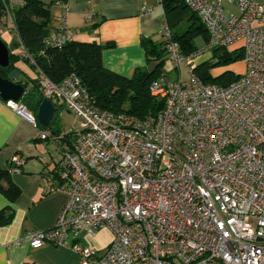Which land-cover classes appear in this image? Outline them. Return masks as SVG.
I'll use <instances>...</instances> for the list:
<instances>
[{
  "label": "built area",
  "instance_id": "2783aa9c",
  "mask_svg": "<svg viewBox=\"0 0 264 264\" xmlns=\"http://www.w3.org/2000/svg\"><path fill=\"white\" fill-rule=\"evenodd\" d=\"M0 1V37L17 39L11 11L29 0ZM222 1L183 0L207 31L203 49L242 42V74L202 83L190 64L198 52L180 54L163 21L166 59L186 77L154 79L149 92L164 106L142 119L95 106L74 73L54 83L38 71L43 97L62 103L78 128L44 173V192L66 201L52 227L23 235L32 249L68 245L80 264H264V4L229 0L239 11L231 14ZM54 4L58 25L45 41L61 49L72 39L69 4ZM5 103L37 138H51L24 104ZM10 164L18 170L22 158ZM102 228L112 238L100 252L83 236Z\"/></svg>",
  "mask_w": 264,
  "mask_h": 264
},
{
  "label": "crops",
  "instance_id": "0c3cea01",
  "mask_svg": "<svg viewBox=\"0 0 264 264\" xmlns=\"http://www.w3.org/2000/svg\"><path fill=\"white\" fill-rule=\"evenodd\" d=\"M42 1L51 11L52 31L56 27L60 10L53 4L54 0ZM65 1L69 4L67 25L72 40L95 41L103 45V66L126 77H130L136 68L151 69L155 64L148 63L142 40L147 38L155 43L162 42L163 21L170 26L171 32L187 26L190 21L197 22L182 0L170 1L171 4H178V7L167 15L162 0ZM255 1L264 4V0ZM222 4L225 13H239L233 1L223 0ZM141 8L153 11L141 13ZM202 37L205 44L206 38ZM241 47L242 42H237L223 49L229 53L242 54ZM13 52L18 53L19 49H14ZM15 65L18 69L11 71L7 77L22 84L27 83L28 88L31 79L37 78L36 71L24 59L18 60ZM181 68L185 72V69ZM244 68V62L241 60V69L236 75L242 74ZM52 102L55 107L52 118L55 125L60 127L57 111L65 106L60 102ZM35 132L36 128L30 120L0 99V168L10 167V158L14 154L22 158L18 170L10 171V180L20 190L18 197L9 201L0 192V215L10 216L8 221L2 218L0 223V264H80L78 255L68 245H46L32 249L28 241L22 238L30 230L52 227L66 201V195L62 192H44V171L52 167L60 148L66 145V142L54 138L42 140L35 136ZM54 152L57 155H54ZM111 238L112 234L107 228L100 229L94 235L83 236L84 241L100 252L105 250Z\"/></svg>",
  "mask_w": 264,
  "mask_h": 264
},
{
  "label": "trees",
  "instance_id": "16d2710c",
  "mask_svg": "<svg viewBox=\"0 0 264 264\" xmlns=\"http://www.w3.org/2000/svg\"><path fill=\"white\" fill-rule=\"evenodd\" d=\"M170 1L172 0H162L166 15L178 7V4H171ZM182 3L187 7L183 0ZM2 8L0 1V11ZM11 12L17 30V39H12L10 43L4 41L9 49V64L7 67H0V74L7 77L11 71L18 69L15 64L20 59L30 63L37 73V78L31 79V85L28 88L27 83L23 84L25 93L20 101L34 116H36L38 105L44 99L38 71L54 83H60L66 76L74 73L86 88L92 103L100 109L125 112L142 119L163 108L164 100L152 96L149 92L150 83L161 73H165L162 69L166 60L163 42L155 43L151 39L144 38L142 44L145 48L147 61L148 63L155 62V64L151 69L136 68L130 77H126L103 66L101 61L103 45L95 41L71 39L61 49L47 45L45 40L51 32L56 30L58 19L56 27L51 31V11L42 0H29L25 5L13 8ZM193 16L197 22L190 21L187 26L172 31L173 39L178 43L179 52L182 55H189L197 51L194 40L198 35L205 36L206 42L208 40L206 29L194 13ZM20 45L23 46L27 54L26 57L22 56L20 52H13ZM212 49L216 63L219 64H227L242 56L240 53H229L223 48L213 47ZM191 71L204 84L225 86L239 77L230 71L212 76L207 71V64L203 63L191 66ZM36 124L38 128L47 130L51 138L59 140L61 137L60 140L66 142L68 146L71 145L74 131L60 135V127H53L54 118L47 126L41 125L37 120ZM11 170V166L0 168V192L9 201L15 200L20 193L19 188L10 180ZM2 218L4 221H8L10 216L0 215V223Z\"/></svg>",
  "mask_w": 264,
  "mask_h": 264
},
{
  "label": "rangeland",
  "instance_id": "374dc122",
  "mask_svg": "<svg viewBox=\"0 0 264 264\" xmlns=\"http://www.w3.org/2000/svg\"><path fill=\"white\" fill-rule=\"evenodd\" d=\"M1 38L6 42L10 43L11 39L8 34H3ZM195 47L197 49L196 52L198 54L191 59V66H196L198 64H207V71L212 75L216 76L219 75L220 73L227 71V72H232V74H237V72L241 69V60L243 59L240 57L235 61H231L227 64H219L216 63V58L214 56V51L213 49H203L204 48V41L203 37L201 35L197 36L195 38ZM225 50V49H224ZM230 67V68H229ZM231 68L233 69L231 71ZM163 71L168 74V76L172 79L174 78H185L186 74L182 70L181 66L178 65L175 67L169 59H166L164 61ZM228 75L230 73H227ZM41 85V84H40ZM57 115L60 117V135H63L64 133L70 131V130H75L78 128V121L75 119V117L72 115L70 111H68L66 108H59L57 111ZM54 126L55 125L54 123ZM49 145L51 148H53L51 142H49ZM54 155H57V153L54 152Z\"/></svg>",
  "mask_w": 264,
  "mask_h": 264
},
{
  "label": "water",
  "instance_id": "95a60500",
  "mask_svg": "<svg viewBox=\"0 0 264 264\" xmlns=\"http://www.w3.org/2000/svg\"><path fill=\"white\" fill-rule=\"evenodd\" d=\"M9 64V49L4 40L0 37V67H7ZM25 93V86L22 83L13 81L0 74V99L3 101H19ZM55 113V107L50 99L44 98L38 105L36 120L43 126H47Z\"/></svg>",
  "mask_w": 264,
  "mask_h": 264
}]
</instances>
